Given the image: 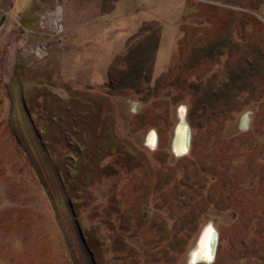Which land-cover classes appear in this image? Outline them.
<instances>
[{"label":"rangeland","instance_id":"obj_1","mask_svg":"<svg viewBox=\"0 0 264 264\" xmlns=\"http://www.w3.org/2000/svg\"><path fill=\"white\" fill-rule=\"evenodd\" d=\"M0 264H264V0H0Z\"/></svg>","mask_w":264,"mask_h":264},{"label":"bare ground","instance_id":"obj_2","mask_svg":"<svg viewBox=\"0 0 264 264\" xmlns=\"http://www.w3.org/2000/svg\"><path fill=\"white\" fill-rule=\"evenodd\" d=\"M183 116V113L181 112ZM246 125V124H245ZM182 144V148L178 149V145ZM175 149L178 152H185L188 144H189V129L188 125L180 123L177 127V138L174 143ZM218 235L214 227L207 226L199 240H198V247L193 250L191 253V262L195 263L197 261H211L214 257V253L216 251V244H217ZM214 251V253H213Z\"/></svg>","mask_w":264,"mask_h":264},{"label":"crops","instance_id":"obj_3","mask_svg":"<svg viewBox=\"0 0 264 264\" xmlns=\"http://www.w3.org/2000/svg\"><path fill=\"white\" fill-rule=\"evenodd\" d=\"M155 138H156L155 130L153 128L148 129V131L144 136L145 143L148 146L152 147L155 144V140H156Z\"/></svg>","mask_w":264,"mask_h":264},{"label":"trees","instance_id":"obj_4","mask_svg":"<svg viewBox=\"0 0 264 264\" xmlns=\"http://www.w3.org/2000/svg\"><path fill=\"white\" fill-rule=\"evenodd\" d=\"M133 73H135V72H133ZM136 74V73H135ZM137 75V74H136ZM131 76H134L133 74L131 75Z\"/></svg>","mask_w":264,"mask_h":264},{"label":"water","instance_id":"obj_5","mask_svg":"<svg viewBox=\"0 0 264 264\" xmlns=\"http://www.w3.org/2000/svg\"><path fill=\"white\" fill-rule=\"evenodd\" d=\"M213 253H214V251H213Z\"/></svg>","mask_w":264,"mask_h":264}]
</instances>
